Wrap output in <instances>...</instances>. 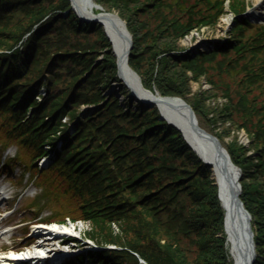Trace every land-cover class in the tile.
<instances>
[{"label": "trees", "instance_id": "16d2710c", "mask_svg": "<svg viewBox=\"0 0 264 264\" xmlns=\"http://www.w3.org/2000/svg\"><path fill=\"white\" fill-rule=\"evenodd\" d=\"M95 1L126 21L133 38L129 64L146 88L182 96L199 118L206 114L204 92L190 100L189 81L208 76L226 98L217 109H225L231 128L250 135L249 148L238 135L224 145L242 169L241 197L256 231L254 264H264V24L249 37L245 34L253 24L237 21L234 42L194 55L181 39L213 24L226 0H206L207 12L198 5L205 0ZM230 2L236 14L246 9L244 1ZM95 32L92 44L100 42L110 59L92 71L86 45L70 39ZM229 52L237 56L231 69L244 73L237 89L208 72L228 67L227 59L216 58ZM248 52L249 61L235 65L241 66ZM215 59L219 68L212 65ZM117 78L116 57L102 25L81 21L70 0H0V153L17 145L16 160L38 170L31 180L40 192L25 207L34 211L51 201L56 206L47 220L90 221L87 237L99 246L89 251L93 264H234L210 167L156 106L136 99L120 80L124 100L105 94ZM42 86L47 92L40 101L36 95ZM64 115L69 118L63 122ZM232 132L226 128L216 134L222 140ZM43 156L48 164L38 167ZM255 159L258 163L249 166Z\"/></svg>", "mask_w": 264, "mask_h": 264}, {"label": "rangeland", "instance_id": "374dc122", "mask_svg": "<svg viewBox=\"0 0 264 264\" xmlns=\"http://www.w3.org/2000/svg\"><path fill=\"white\" fill-rule=\"evenodd\" d=\"M212 1H215V0H212ZM242 1L246 2V4H245L246 9L244 10V12H242L241 14H236L231 7L230 0H226L223 4L224 6H223V10H222L221 15L216 17V21L213 24H205L199 28L193 29L189 34H187L185 37H183L181 39L180 45L182 47L188 49L190 52L194 53V55L197 52H199L200 50L211 51V50L217 48L218 45H222V44L229 42V41L234 42V38H236L235 36H237L239 34L238 31H235L236 27L238 26L237 21L245 24L246 23L245 20H249L253 24L250 27H248V30L246 31L245 35L249 36V37L253 36L258 25L264 24V17L261 18L259 16L260 10L264 7V5L257 6V3L255 0H237V2H242ZM206 4H207L206 0L203 3H198V5H200L201 7L205 6ZM99 5L102 6L101 4H99ZM205 8H207V7L206 6L203 7L202 10ZM199 10H200V8L196 9V11H199ZM210 10L213 11L212 9H210ZM204 11L207 12V9H205ZM196 16H198V15L196 14ZM96 34H97L96 32L90 33L87 35V38L80 37L79 39H77L76 36H72L70 39V40H72V42L78 41V43H79V41H80L82 43V47H84V45H86V47H87L86 51L88 53H86L85 56L88 58L93 57L92 61L94 60L93 68L91 69L92 71H95V68L97 70V66H101V65L105 64L106 61L108 62L110 59V58L108 60L106 59L107 56H106L105 52L107 50L100 49L102 46V44L100 42L98 44H92L94 41H97V39H96L97 35ZM131 35H132V33H131ZM246 36L244 38L245 41L247 40ZM87 42H90V43H87ZM90 50L91 51L93 50V52H90ZM233 53L234 52H229L226 57H224L222 54H219V56L216 58L218 60H226L227 59L226 65L228 67L225 66L223 68L224 70H227V72L224 70L221 71L219 69L218 70L217 69H215V70L210 69L208 72H209V75L211 76V78H214L217 82L220 79H222L225 82H227L228 84H230L231 87L237 89V88H240L239 87V80L241 79V77L244 73L240 72L241 69H239L237 71L231 69L232 64H233V62L231 61V58L233 60H235L234 58L237 57ZM251 56H252L251 53L248 52L247 57L242 61L241 66H239V64H235V63L234 64L237 65L238 67H242L245 62L249 61V58ZM216 59L214 60L215 62H213L212 65H215L216 67H218V61ZM116 63H117V60H116ZM112 68L113 67H111V68L108 67L106 69H112ZM230 69L233 72L232 75L228 74ZM189 74L192 75L191 72H189ZM117 77H118V74H117ZM119 82H120L119 79H118V81L114 79L113 83H111V86L107 87L105 89L104 93L108 94V95H112V93L118 94L120 99L124 100L127 95L124 93L122 94L120 92L119 86L121 85L122 82L121 83H119ZM122 86L125 87V89H127L129 91V88L125 84H122ZM46 92H47V89L45 88V86H42L39 94L36 95L37 100L41 101L43 99V94H45ZM154 92H158V91L156 90ZM202 92H204V95L201 96L200 98L202 99V103L205 105L204 111L206 112V114L199 117L200 125L205 130L207 129V131H209L210 133H212V135H214L216 137H217L216 132L218 133V135H221L222 132L225 131L226 128L232 129L233 130L232 134L231 135L226 134L225 136L222 137V140H220L217 137L221 141L222 145L225 148H226V146L224 144L232 142L235 135H238V140H239L240 144L249 148V146L252 144V140H251L248 132L245 129H241L240 131H237V127L231 128L232 121L231 120H230V122L226 121L225 113L223 114V112H222L224 108L223 109L222 108L217 109L216 105L219 104L220 107H222L224 105V103L226 102V98L222 97L223 93H221V92L218 93V91L216 89H214V87L212 88V83H211V80H209L208 76L203 77L201 81H196L193 79L189 81V89H188L187 97L190 100H192L194 98H198L197 94L202 93ZM180 97H182V96H180ZM145 104H148L150 106H154L150 103H145ZM86 107L87 106H85V105H81L80 108L85 109ZM68 118L69 117L67 115H64L62 117V121L64 122V121L68 120ZM16 151H17V145L13 144V145L9 146V148L7 150H5V149L2 150V152H1L2 154L0 153L1 154V158H0V184H3L8 189L7 195L14 194L16 196L18 194H21V196H23V197L21 199L19 198L18 200H16V198H15L13 201L3 199L0 202V209L2 210V212L7 210L1 214V219H5L4 222H7L8 224H10L11 229H13V230H11V232H9V234L4 235L5 238L7 239V241L9 243H11L9 236L11 235V233H14L16 235V242L13 244L14 245H23L22 241L25 239L24 236L27 233L23 234V227L26 225V223H23L22 221L25 219L33 220L34 218L36 219L38 216L37 213L39 210H34V211L33 210H27L26 211L24 206H23L25 203L31 201L32 197L39 191L36 185H34L28 181V179L30 178L29 174H31V175L36 174V173H38V170L36 169V167H34L33 165H29L28 163L24 164L23 162H19L16 159L12 160V157L14 156ZM248 156L253 157L254 153L252 151H250V152H248ZM253 163L256 164L258 162H257V160L252 161L249 163V166L253 167ZM42 164H43L42 160H37V166L38 167L43 166ZM44 164H45V161H44ZM255 164H254V166H255ZM252 169H254V168H252ZM240 171H241V175H242V169L241 168H240ZM25 172H27V174L24 175ZM48 175H49V173H48ZM212 178L214 179L213 174H212ZM240 179H241V177H240ZM216 183L217 182L214 179L213 184L216 185L217 189H218V184H216ZM217 195H218V198L220 200L218 191H217ZM220 203H221V200H220ZM42 205H44V206H42L44 211L41 213L39 218L45 217L48 214V212L50 213L51 211H53V209H55V208H52V205L56 206V203L50 201V203L42 204ZM224 214H225V209H224ZM252 219H253V217H252ZM224 223H225V221H224ZM67 225H68V228L70 231L68 237L71 236V237H73L74 240L69 242L68 245L63 246V244L61 243V245H62L61 247L56 246L60 251H55V252H52L51 249L53 247H55L53 244H55V243L58 244L59 242L55 241L54 243H52V246H50L48 248V250L50 252H52V255L54 253L56 254V252H61V254H62V256L60 258L54 260L52 263L53 264H72V263H74V264H93V261L89 260L88 255L95 256L94 254H91V252H89V251H91L92 249H97V246L94 245L95 243L93 240H91L87 237V232L92 231L91 222L90 221H78L77 223H72V224H67ZM252 225H253V222H252ZM253 229H254V226H253ZM114 231H116V232L120 231V228L117 224H114ZM254 232L256 234L255 229H254ZM28 235H30V233ZM28 235H26V236H28ZM60 237L62 239L65 236H60ZM226 245L229 248L227 236H226ZM114 246H111V248H114ZM229 251H230L231 257L233 258L230 248H229ZM256 252H257V256H258L257 244H256ZM83 257L85 259L81 260V258H83ZM141 261L145 262L144 260H141ZM102 264H104V263H102ZM145 264H147V263L145 262Z\"/></svg>", "mask_w": 264, "mask_h": 264}, {"label": "bare ground", "instance_id": "6f19581e", "mask_svg": "<svg viewBox=\"0 0 264 264\" xmlns=\"http://www.w3.org/2000/svg\"><path fill=\"white\" fill-rule=\"evenodd\" d=\"M255 1L257 6L264 5V0ZM71 4H73L72 8L77 16L80 13L86 17H90V22L102 25L111 43L113 53L116 56L118 78L122 84H125L129 88L131 95L138 100L142 99L156 106L161 118L180 130L188 145L195 151L198 159L210 167L213 177L218 184L221 205L225 209V231L231 254L236 264H249L253 255L252 235L249 227V219L243 207L240 205L237 195L240 187L242 188V184L241 181V186L238 183L237 167L231 163L227 165L225 150L223 149L224 147L221 141L219 140L221 144L219 145L212 138V133L207 131V129L204 131L199 128V126L202 127L199 118L194 110L195 118L193 120L187 105L189 103L184 98L180 96H165L159 92L145 88L140 75L129 64L130 48L128 38L131 33L129 34L130 31L127 28L125 20L120 17L118 12L107 11L95 0H71ZM259 16L261 18L264 17V7L260 10ZM92 19H96V21ZM226 169L228 172H226ZM54 229L56 231H50V234L53 235L55 233L57 236L46 242L51 243L50 246L55 241H65L70 233L68 226H59ZM34 233L40 234L43 233V230L37 225ZM60 236L65 237L61 239ZM53 245L55 247L51 249L52 252L60 251L56 247V244ZM15 246L18 247L19 245ZM54 256L55 259H58L62 254L61 252H56ZM39 260L43 261L44 264L49 263L46 259Z\"/></svg>", "mask_w": 264, "mask_h": 264}, {"label": "water", "instance_id": "95a60500", "mask_svg": "<svg viewBox=\"0 0 264 264\" xmlns=\"http://www.w3.org/2000/svg\"><path fill=\"white\" fill-rule=\"evenodd\" d=\"M73 5V4H72ZM74 7V6H73ZM74 9H75V7H74ZM76 10V9H75ZM77 12H78V10H76ZM78 16H79V18L80 19H83V20H87V21H90L91 20V18L90 17H86V16H84V15H82V14H80V13H78ZM92 20H95L96 21V19H92ZM129 34H130V32H129ZM128 40H129V48H130V50L132 49V47H133V39H132V35L130 34L129 35V38H128ZM130 50H129V54H130ZM139 100H141V101H143L144 103L146 102V103H149L148 101H145V100H142V99H139ZM187 104V103H186ZM188 105V107H189V109H190V112H191V114H192V118H193V120H194V118H195V112H194V109L192 108V106L190 105V104H187ZM199 128L201 129V130H204V131H206L204 128H202V127H200L199 126ZM212 136V138L214 139V141H216L219 145H221L220 144V142H219V139L216 137V136H214V135H211ZM224 147V146H223ZM224 150H225V155H226V160H227V165L228 164H233V165H235L236 167H237V169H238V179H239V181H238V183H239V185L241 186V184H240V177H241V171H240V168L232 161V159H231V157H230V154H229V152H228V150L224 147L223 148ZM206 163H208V162H206ZM208 164H210V163H208ZM226 172H228V170L226 169ZM217 184V183H216ZM241 187H240V191L238 192V201H239V203H240V205L243 207V210L246 212V215H247V217H248V219H249V227H250V231H251V235H252V243H253V255H252V258H251V260H250V262H249V264H254V262H255V259H256V257H257V252H256V242H255V232H254V229H253V225H252V215H251V213L248 211V209L245 207V204H244V202H243V200H242V198H241ZM225 222H226V216H225ZM225 229H226V224H225ZM234 264H236V262L234 261Z\"/></svg>", "mask_w": 264, "mask_h": 264}]
</instances>
